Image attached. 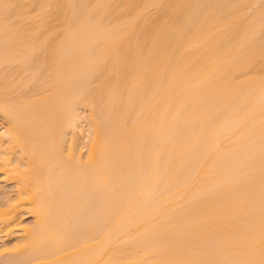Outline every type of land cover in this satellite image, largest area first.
Here are the masks:
<instances>
[{
  "label": "bare ground",
  "instance_id": "6f19581e",
  "mask_svg": "<svg viewBox=\"0 0 264 264\" xmlns=\"http://www.w3.org/2000/svg\"><path fill=\"white\" fill-rule=\"evenodd\" d=\"M0 194V264H264V0H0Z\"/></svg>",
  "mask_w": 264,
  "mask_h": 264
},
{
  "label": "rangeland",
  "instance_id": "374dc122",
  "mask_svg": "<svg viewBox=\"0 0 264 264\" xmlns=\"http://www.w3.org/2000/svg\"><path fill=\"white\" fill-rule=\"evenodd\" d=\"M5 184H6V183H4V184H3V186H4ZM6 185H7V184H6ZM6 185H5V186H6ZM6 187H7V188H9V186H6ZM0 196H1V194H0ZM25 215H26V214H24V217H23V219H26V220H29V221H31V220H32V218H31V216H30V215H29V216H28V215H26V216H25ZM30 219H31V220H30ZM26 220H25V221H26Z\"/></svg>",
  "mask_w": 264,
  "mask_h": 264
},
{
  "label": "snow or ice",
  "instance_id": "6c2138e0",
  "mask_svg": "<svg viewBox=\"0 0 264 264\" xmlns=\"http://www.w3.org/2000/svg\"><path fill=\"white\" fill-rule=\"evenodd\" d=\"M5 7H7V6H5Z\"/></svg>",
  "mask_w": 264,
  "mask_h": 264
}]
</instances>
